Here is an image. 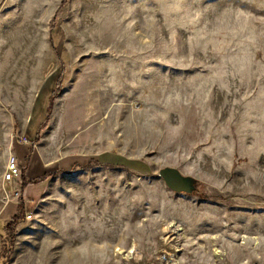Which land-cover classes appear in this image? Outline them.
Instances as JSON below:
<instances>
[{"label": "rangeland", "instance_id": "374dc122", "mask_svg": "<svg viewBox=\"0 0 264 264\" xmlns=\"http://www.w3.org/2000/svg\"><path fill=\"white\" fill-rule=\"evenodd\" d=\"M0 264H264V0H0Z\"/></svg>", "mask_w": 264, "mask_h": 264}, {"label": "built area", "instance_id": "2783aa9c", "mask_svg": "<svg viewBox=\"0 0 264 264\" xmlns=\"http://www.w3.org/2000/svg\"><path fill=\"white\" fill-rule=\"evenodd\" d=\"M22 143L29 144L28 140L26 139H23ZM20 175H21V170L18 164V160L15 156H12L8 162L5 182L13 183Z\"/></svg>", "mask_w": 264, "mask_h": 264}, {"label": "trees", "instance_id": "16d2710c", "mask_svg": "<svg viewBox=\"0 0 264 264\" xmlns=\"http://www.w3.org/2000/svg\"><path fill=\"white\" fill-rule=\"evenodd\" d=\"M91 164H93V162H89L87 167L90 166ZM18 220H19L18 216H15V218L10 223L7 224L6 229L9 230L10 233H13V226L17 225V223H15V222H18ZM6 242L7 241H5V244H6ZM5 244H3V250H4V248H6Z\"/></svg>", "mask_w": 264, "mask_h": 264}, {"label": "water", "instance_id": "95a60500", "mask_svg": "<svg viewBox=\"0 0 264 264\" xmlns=\"http://www.w3.org/2000/svg\"><path fill=\"white\" fill-rule=\"evenodd\" d=\"M171 174H172V173H171L170 171H164V172L162 173V175L165 176L166 178H169Z\"/></svg>", "mask_w": 264, "mask_h": 264}]
</instances>
